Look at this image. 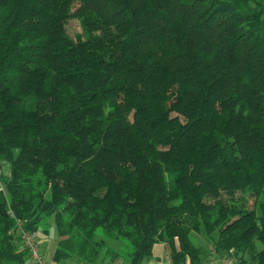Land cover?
I'll return each mask as SVG.
<instances>
[{"label": "trees", "instance_id": "1", "mask_svg": "<svg viewBox=\"0 0 264 264\" xmlns=\"http://www.w3.org/2000/svg\"><path fill=\"white\" fill-rule=\"evenodd\" d=\"M0 164V264H264V0H0Z\"/></svg>", "mask_w": 264, "mask_h": 264}, {"label": "built area", "instance_id": "2", "mask_svg": "<svg viewBox=\"0 0 264 264\" xmlns=\"http://www.w3.org/2000/svg\"><path fill=\"white\" fill-rule=\"evenodd\" d=\"M0 191L3 192V187L0 184ZM17 233L20 238V250L28 253L29 259L33 264H57L47 262L41 251V235L40 232H29L23 229L22 224L18 223ZM76 264V263H72ZM208 264H240L234 256L211 257Z\"/></svg>", "mask_w": 264, "mask_h": 264}, {"label": "rangeland", "instance_id": "3", "mask_svg": "<svg viewBox=\"0 0 264 264\" xmlns=\"http://www.w3.org/2000/svg\"><path fill=\"white\" fill-rule=\"evenodd\" d=\"M66 30H67V33L68 35L73 38V39H76L77 35L81 34V27H80V24L77 20H69L67 22V25H66ZM9 174V167L6 165V164H0V176H7ZM253 205V200L250 201V206L252 207ZM100 234L102 235V233L100 232ZM47 239H46V243L45 245L42 246L41 244V251H42V254L44 255L45 259L47 262H51L52 261V254L54 252V249L56 248L57 246V240H58V237H57V233L55 231V227L52 226L49 233L47 234ZM197 239V242L200 244V245H204L208 243L206 242V240L201 237V236H198L196 237ZM115 244V243H114ZM113 245V244H112ZM116 245L120 248V250L122 249L124 252L127 251V248L121 244V243H116ZM207 250V248H206ZM245 259H247V257H245ZM27 264H31V261L30 263L27 262Z\"/></svg>", "mask_w": 264, "mask_h": 264}, {"label": "crops", "instance_id": "4", "mask_svg": "<svg viewBox=\"0 0 264 264\" xmlns=\"http://www.w3.org/2000/svg\"><path fill=\"white\" fill-rule=\"evenodd\" d=\"M40 235H41V244L43 246L46 243L47 237L42 233H40ZM175 246L179 250L178 241H176ZM205 246L206 248H208V250H210V248L206 244ZM31 264L33 263L31 262ZM101 264H107V263H101ZM142 264H174L170 246L167 243H161V242L157 243L153 248L151 259L143 262ZM186 264H191V263L189 260H187Z\"/></svg>", "mask_w": 264, "mask_h": 264}]
</instances>
